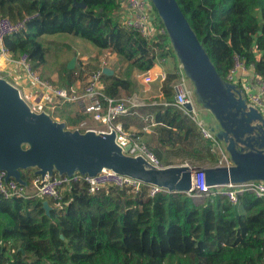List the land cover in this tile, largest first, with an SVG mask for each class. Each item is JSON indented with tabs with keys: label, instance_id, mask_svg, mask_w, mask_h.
<instances>
[{
	"label": "trees",
	"instance_id": "1",
	"mask_svg": "<svg viewBox=\"0 0 264 264\" xmlns=\"http://www.w3.org/2000/svg\"><path fill=\"white\" fill-rule=\"evenodd\" d=\"M75 2L86 9L75 7ZM119 2L0 0V18L34 16L26 31L4 39V47L14 61L28 54L35 68L46 64L47 48L40 40L44 36L70 34L111 50L127 65L123 77L104 75L105 96L117 100L121 90L134 85L135 71L155 67L152 46L163 48L122 28L116 14ZM177 2L224 80L240 56L264 81V0ZM170 54L177 60L173 49ZM174 78L170 74L163 87L166 103L174 98ZM154 110L155 121L171 129L172 146L200 138L196 126L174 107L159 105ZM87 117H67L66 127L80 126ZM212 148L207 143L206 156L215 164L219 158ZM153 155L162 162L161 154ZM36 171H22L23 180L31 183ZM44 202L0 194V264H264V198L250 193L240 195L236 205L220 197L197 204L180 193L153 199L133 197L126 190L89 195L75 185L59 204L53 202L56 207L48 215Z\"/></svg>",
	"mask_w": 264,
	"mask_h": 264
},
{
	"label": "water",
	"instance_id": "2",
	"mask_svg": "<svg viewBox=\"0 0 264 264\" xmlns=\"http://www.w3.org/2000/svg\"><path fill=\"white\" fill-rule=\"evenodd\" d=\"M151 1L179 64L194 87L197 103L211 114L208 127L224 144L233 165L210 168L153 165L144 157L127 155L116 143L115 131H69L65 123L33 112L19 90L0 78V171L6 172L7 180L14 179L26 186L22 171L31 169L42 177L53 176L55 172L95 176L110 169L175 194L191 191L195 173H203L206 185L215 188L264 182V115L248 107L242 89L219 75L177 0ZM75 7L87 6L75 2ZM73 67L74 61L68 69ZM103 72L106 76L114 75L110 68ZM187 109L192 107L188 105ZM25 145L29 148L25 149ZM130 149L131 145L125 147L126 152ZM44 209L48 215L52 209L48 201L44 202Z\"/></svg>",
	"mask_w": 264,
	"mask_h": 264
},
{
	"label": "built area",
	"instance_id": "3",
	"mask_svg": "<svg viewBox=\"0 0 264 264\" xmlns=\"http://www.w3.org/2000/svg\"><path fill=\"white\" fill-rule=\"evenodd\" d=\"M116 14L122 28L136 31L148 44L160 43L163 48L152 46V54L156 59L155 65L166 66L173 59L170 54L173 47L168 33L151 0H120ZM33 18L34 16H27L19 21H13L8 17L0 18V56L9 55L4 47V39L7 36L26 31L27 23ZM162 52L168 55L162 57ZM254 53L260 59L261 54L255 48ZM17 64L20 70L30 79L31 84L42 87L53 94L57 101L55 104L57 107L87 103L85 114L92 115L95 121L102 122L107 127L103 131H92L97 133H112L115 131L117 134L116 143L127 155L144 157L151 164L159 166L158 160L149 153L150 151L145 145L139 143L138 139L132 141L121 125L116 124L118 118L130 115L132 109L138 108L139 105L131 103V107H128L125 102L105 96V74L103 69L109 68L107 60H102L100 67L88 75L82 94L75 93L71 88H57L50 81L43 79L37 68L31 63L28 54H22ZM152 70L145 73L140 72L137 76L148 87L155 80L165 83L170 75L164 70L157 74L153 73ZM171 74L175 75L172 81L174 98L171 103H164V106L174 107L183 117L189 119L196 126L197 131L204 140L211 142L214 151H219L222 156L218 166H232L230 158L225 154L224 144L218 141L215 134L209 129L205 119L202 118V110L197 105L194 87L186 77L179 62ZM225 81L242 89L248 107L254 108L264 115V81L255 73L252 66L247 65L244 58L235 56L234 65L228 72ZM104 102H106V107H104ZM188 105L192 107L191 110L187 109ZM127 145H131L129 152L125 151ZM185 165L192 166L188 163ZM6 177V172L0 171V194L5 199L39 197L45 201L59 204L63 194L75 185L85 189L89 195L108 194L111 190H126L133 197L144 196L151 199L160 195L175 194L166 188L147 184L110 169H103L95 176L81 174L80 172H75L72 176L60 175L58 172H55L53 176L46 175L42 177L38 175L26 186L21 185L14 179L7 180ZM245 193H250L257 198H264V182H246L215 188L206 185L203 173H195L193 188L184 195L193 199L220 197L229 204L236 205L239 196Z\"/></svg>",
	"mask_w": 264,
	"mask_h": 264
},
{
	"label": "crops",
	"instance_id": "4",
	"mask_svg": "<svg viewBox=\"0 0 264 264\" xmlns=\"http://www.w3.org/2000/svg\"><path fill=\"white\" fill-rule=\"evenodd\" d=\"M54 38L55 37H51L50 42H54L55 40ZM66 45L68 44L66 43ZM93 55H94L93 58L95 59H90L89 57L80 54L73 56V58L69 61L70 63L74 61L73 69L70 70L66 66V69L69 71V73L65 72L64 69L65 67L63 69L60 68L51 69V71L47 73L45 69L46 65L38 67L37 70L42 75L43 79L50 81L55 87L71 88L75 93L82 94L88 79V75L93 70H96L100 67L102 63V59L106 58L108 55H111V57L113 58L112 60L113 64L119 62V58L116 56V54L111 52V50L95 51ZM174 60L175 59H171L166 66L155 65L154 69L152 70L153 73L157 74L161 70L171 73L173 70H175L176 66L178 65V63L176 64ZM122 65L127 66L125 63H122ZM113 71L115 74L116 71L115 70ZM139 73H140L139 71H135L133 76L131 77L134 83L132 88L128 91L121 90L119 96L117 97L118 101L125 102L128 107H131V102H130L131 100L134 101L132 102L133 105L137 104L139 105V107L132 109L130 115H126L118 118L116 124L121 125V127L128 134V136L131 138L132 141L138 139L139 143L145 145L150 152L152 153L156 152L161 154L162 162L167 161V163H171L170 166L174 165L171 161L168 160L171 157L170 155L172 153H176L175 155L176 160L181 159L182 161L181 163H188L190 165L192 164L198 168H210V167L218 166L221 158H219L218 163L215 164L212 162L211 158H208L206 155L204 156L202 155V158L200 159L201 162L198 161L196 162L195 159H193L195 158L193 156L194 152H198L197 150H199L200 153L205 151V149H203V145L204 148H206V142L201 141L202 147L200 149H196V148L195 150L194 148L189 149L188 154H186L187 153L186 152L181 156L178 155V153L182 151L184 152L186 151L183 150L182 148H184L185 146L188 147L187 146L188 143L181 142V143H176L175 146H172L171 144L168 143L171 129L163 124H158L155 121L158 111L154 110V107L159 105L164 106V103H166L163 97V87L165 83L159 80H155V82L150 87H147L146 85H144L142 80L137 78ZM0 78L4 79L9 84L17 88L21 94V97L26 101V103L30 107L31 105H36L41 109L43 106L49 105L46 106L49 109L55 111L57 109H61L55 105L57 101L53 96V94L42 87H37L34 84H31L30 79L20 70L17 61L12 60L9 55L0 56ZM86 105L87 103H80V104H71V105L62 106V108L64 107V111L66 110V113L69 112L67 115L66 113H64L63 115H66L67 117H73L81 113L80 110L82 111L83 114H85ZM87 115H88L87 119L77 128L83 130L96 129L99 131H103L107 129L105 124H103L102 122L95 121L92 115L90 114ZM211 118H209V120L205 119L207 122H209V127H210ZM172 131H176V130L172 129ZM200 137L202 136L200 135ZM199 139L201 140V138ZM162 140H166V142L164 143L162 142ZM195 142L196 141H194L190 145V147L194 146V144L196 145ZM200 153L198 155H200ZM165 154L169 155L167 160L165 158ZM225 154L226 156H228L227 153ZM190 155H192V157H190ZM194 155H196V153Z\"/></svg>",
	"mask_w": 264,
	"mask_h": 264
},
{
	"label": "rangeland",
	"instance_id": "5",
	"mask_svg": "<svg viewBox=\"0 0 264 264\" xmlns=\"http://www.w3.org/2000/svg\"><path fill=\"white\" fill-rule=\"evenodd\" d=\"M51 37H55L54 42H50ZM40 40H41L42 44L47 48V57H46V64H45L46 65L45 69H46L47 73H49L51 71V69H56V68L63 69L66 66L68 67V65L70 63L69 61L73 58V56H75L77 54L87 56L90 59H95V58H93L94 52L95 51H101V49L97 48L95 45H93L89 41L84 40L80 37L70 35V34H58V35H54V36H44ZM66 43L68 45H66ZM102 60H107L109 62L108 67L111 70L112 69L115 70L117 76H119V77L124 76L126 66L122 65V63L120 61L116 62V64H113V61H112L113 58L111 57V55H108L106 58H104ZM174 62L176 64L178 63L177 60H174ZM173 72H174V70L171 73H173ZM171 73H169V74H171ZM130 102L132 103L134 101L131 100ZM197 105L202 109V114H201L202 118L209 120V118H211V114L209 112H207L206 110H204L198 103H197ZM46 106H49V105H46ZM46 106H43L40 109L36 105H31V108H32L31 110L35 113H38V112L45 113V114L49 115L55 122L66 124V119H67L66 115L69 112L66 113V115H63L64 113L60 114V111L61 112L64 111V107L62 108V106H59L58 108H61V109H57L55 111V110L49 109ZM57 111H59V112H57ZM55 112H56V116H55ZM80 112L82 113L81 110H80ZM40 113H38V114H40ZM81 113H79V114H81ZM77 127H68L67 129L69 131L79 130L81 132L82 131L87 132L89 130H96V129H89V130L85 129V130H83V129H80ZM96 131H99V130H96ZM200 138H201V140L199 138L197 140H195L196 141L195 143H196L198 148L196 147L195 144H194V146L190 147L191 144L188 143L187 144L188 147L185 146L184 148H182L183 150H186V151L184 152L182 150H179L182 152L178 153V155L181 156L182 154H185L186 152H187L186 154H188L189 149H193V148H194V150H195V148L200 149L202 147L201 141L206 142V145H207V143L211 145V142H208V141L202 139V137H200ZM24 147H25V149L29 148L28 145H25ZM203 149H206V148H204V145H203ZM212 150H213V148H212ZM197 151H199V150H197ZM216 151H215V153H216L217 157L221 158L222 156H221L220 152L219 151L216 152ZM195 153H197V152L193 153V156L195 157L193 159H195L196 162L197 161L201 162L200 159L202 158V155L203 156L206 155V150L204 152H201L202 154L200 153L201 156H196V155H194ZM225 153H226V150H225ZM175 155H176V153H172L170 155L171 157L168 159L169 155L165 154V158H166V160L168 159L169 161H171L174 164L172 166L185 165L186 164V163H181L182 162L181 159L176 160ZM190 157H192V155H190ZM181 158H184V157H181ZM197 158H199V159H197ZM178 162H180V163H178ZM175 163H177V164H175ZM166 164H167L166 161H163L161 163L159 162V166H161V167H166V166H164ZM191 199H193V198H191ZM209 199H211V198L210 197L194 198V200L196 201L197 204H202L204 201H208ZM48 203L50 204L51 208L56 207V205L52 201H48ZM57 206L60 207V205H57Z\"/></svg>",
	"mask_w": 264,
	"mask_h": 264
}]
</instances>
